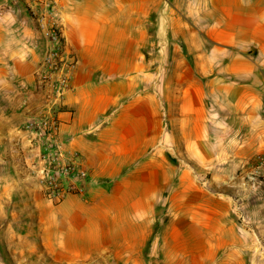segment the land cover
Listing matches in <instances>:
<instances>
[{"label":"crops","instance_id":"obj_1","mask_svg":"<svg viewBox=\"0 0 264 264\" xmlns=\"http://www.w3.org/2000/svg\"><path fill=\"white\" fill-rule=\"evenodd\" d=\"M60 6L77 69L57 116L89 171L87 190L61 202L43 193L24 107L43 41L28 0H0V217L12 210L24 230L5 235V252L43 264H152L199 255L189 242L205 241L214 248L200 255H215L232 215L227 190L264 147V0Z\"/></svg>","mask_w":264,"mask_h":264},{"label":"built area","instance_id":"obj_2","mask_svg":"<svg viewBox=\"0 0 264 264\" xmlns=\"http://www.w3.org/2000/svg\"><path fill=\"white\" fill-rule=\"evenodd\" d=\"M41 2L46 9L38 11L34 5ZM28 6L36 13L44 53L35 72L36 88L31 95L39 104L37 108L29 103L26 106L30 108L27 127L40 145L44 162L41 175L43 193L47 199L61 202L71 194L86 193L89 181V171L79 154L65 147L57 116L66 94L73 89L77 58L67 48L60 22V0H28ZM259 167L264 171V162Z\"/></svg>","mask_w":264,"mask_h":264},{"label":"rangeland","instance_id":"obj_3","mask_svg":"<svg viewBox=\"0 0 264 264\" xmlns=\"http://www.w3.org/2000/svg\"><path fill=\"white\" fill-rule=\"evenodd\" d=\"M41 51L43 57V46ZM151 51L155 52L157 50ZM179 53H186V51L184 50ZM172 55H174L173 51ZM174 67L175 66L172 65L161 67L162 71L167 75V80L169 81V83H171V81L174 79L173 77H171ZM33 93L34 91L26 93L24 99V107H26L29 103L37 108L39 101L35 96H31ZM29 110L30 108L27 107V120L28 115L30 114ZM254 134L255 130H252V134L249 135L254 136ZM33 147H36L37 153H39L37 156L41 159L42 166L39 172V181L43 189L41 183V175L44 162L41 158L40 145L38 142H36L35 144H33ZM261 162H264V147L260 151V153L255 154L250 160L249 165L252 167L251 169H249V174L247 176H244V178L233 177L232 187L230 188L231 190H227L231 195L232 202L231 219L229 221V224L225 225V230H228L227 240L222 242V247L216 251L215 255H200V253L202 254V252H207L209 247L212 248L214 245L213 242L192 241L189 242L187 248L191 252L198 253L199 255L184 256L182 258H175L170 256L166 258L148 257L146 258V261H150V259L152 258L153 263H155V260L160 261L161 259V262H158L157 264H264V171H262L259 167ZM217 180L218 182L221 181V179ZM216 190L222 191L219 186H217ZM11 211L12 210H7V214L9 215H3V217H0V252H3V256H0V264H43L42 261H46V259L44 258L39 261L25 256H11L10 250L7 251L9 255L5 252L8 247V243H6V240L4 239L5 235L9 234L11 236H14L15 233H20L22 231L24 232V230H22L23 227H20L19 225V223H21L20 221L17 223L9 221L11 219L9 218V216H14V214L10 215ZM14 219L15 218H13V220ZM211 250L210 253L213 252V250ZM78 264L128 263L127 258H119V262L118 260L112 259L109 261V263H106L104 260L101 261V258H95L93 260L90 259L86 262H81Z\"/></svg>","mask_w":264,"mask_h":264}]
</instances>
